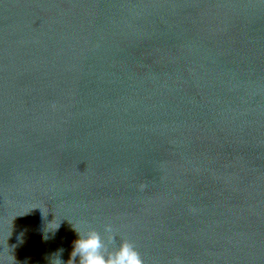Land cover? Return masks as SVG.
<instances>
[{
  "label": "water",
  "instance_id": "water-1",
  "mask_svg": "<svg viewBox=\"0 0 264 264\" xmlns=\"http://www.w3.org/2000/svg\"><path fill=\"white\" fill-rule=\"evenodd\" d=\"M0 264H264V0H0Z\"/></svg>",
  "mask_w": 264,
  "mask_h": 264
}]
</instances>
